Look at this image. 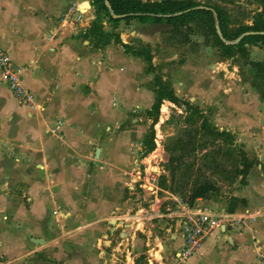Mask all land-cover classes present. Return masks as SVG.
<instances>
[{
  "label": "crops",
  "instance_id": "obj_1",
  "mask_svg": "<svg viewBox=\"0 0 264 264\" xmlns=\"http://www.w3.org/2000/svg\"><path fill=\"white\" fill-rule=\"evenodd\" d=\"M74 1L0 0V49L24 68V85L37 105L21 107L0 83V264H94L92 242L98 245L107 229L114 235L119 228L118 246L135 247L140 255L138 246L152 238L163 244L168 261L183 244L169 215L178 196L159 195L156 172L154 198L144 208L148 194L138 184L150 122L141 113L154 103L153 77L143 59L123 47L139 43L152 55L167 25L107 21L102 30L120 34L123 45H93L85 35L95 13L73 22L66 15ZM240 89L219 95L230 113L220 129L228 126L241 137L236 141L254 164L244 182L235 178L227 191L216 185L196 205L215 213L233 208L250 218L213 233L184 264H261L264 256V103ZM134 205L153 211L154 219L130 217ZM116 213L120 222L110 225ZM140 235L145 238L136 245Z\"/></svg>",
  "mask_w": 264,
  "mask_h": 264
},
{
  "label": "rangeland",
  "instance_id": "obj_2",
  "mask_svg": "<svg viewBox=\"0 0 264 264\" xmlns=\"http://www.w3.org/2000/svg\"><path fill=\"white\" fill-rule=\"evenodd\" d=\"M128 1L144 2L156 0ZM194 1L199 5H208L225 11L224 28L230 38L234 39L235 37L233 41L241 36L236 37V31L239 28H251L264 24L263 7L255 0ZM93 21L100 23L101 28H103V23L109 21V16L106 12L100 11L95 14ZM166 28L168 30H166L167 32H165L163 40L161 39L156 49L152 51L154 52L152 60L156 59L157 62V66L154 67L153 72L159 74L162 81L169 84V91L173 97L172 99H165L162 102L159 108V116L155 122L153 117L148 115L149 111L141 113L142 116L149 117L150 119L147 136L144 140L146 150L144 153L141 152L142 154L139 158V160L145 163L139 167L141 181L138 183L142 185V189L148 194L146 196L147 202H143L142 204L144 208L148 204L150 205L151 202L149 200L152 201L154 198L152 191L155 188L153 186L157 187V181L152 182L148 175L145 177V174L150 171L160 172V184L162 185H159V195L167 194L168 196L169 194L177 195L176 189L178 190L184 184V181L187 179L186 175L192 170L195 177L202 172L221 189L226 191L229 190L226 186L231 184L235 178L241 176V181H243L244 175L241 174L236 177L235 170L237 168V171H243V160L246 161V153L243 151V145L239 141H236L241 140V137L238 138L236 133H233L229 129L226 130L228 126H225L222 130L220 129L223 126L222 124L227 122V116L230 113L227 111V106L223 104V100L219 95H223V90L226 88H242L243 90H240H245L249 97L254 96L262 104L264 103V99L261 98L257 89L252 86L254 69L251 66V63L264 61L263 43L246 41L243 44L248 52L246 58L242 57L239 53H235L234 56H224L220 50L212 46V43H206L203 37L197 33L189 34L190 41H184V37L188 35L185 29H183V34L174 35L169 33V30L172 28L171 26L167 25ZM120 32L124 33L125 30ZM122 38L128 40L126 37ZM85 39L93 45L107 42L105 40L98 42L96 36L88 32L85 35ZM108 40H113L115 43L117 41L120 44L123 43L121 35L118 33L111 35ZM135 47L137 49L144 48L139 43ZM146 48L150 51L149 46H146ZM144 69H147V65H145ZM153 72V75L150 74L152 77L154 76ZM204 124L209 129L228 132L232 141L225 142L224 138L217 141L209 140V136L205 135L206 128H203ZM193 130H199L198 135L196 134L197 146L195 150H192L193 152L186 150L180 153L171 150L173 142L178 138L185 139L186 136L183 135L191 133ZM156 143L159 146H163V149L158 151L161 159L156 156ZM204 145V148L201 147ZM145 167L147 170H145ZM194 170L196 171L194 172ZM138 184L137 191H140ZM169 202V200L166 201V206H172ZM137 209V205H134L131 208L129 216L134 217ZM119 216L117 213L111 214L108 219L110 225H113L117 218H121ZM127 225H130V222ZM138 225L140 228L141 223L139 222ZM120 232L121 228L114 235H110L109 229H107L103 234L109 237L104 235L105 238L103 236L96 238L99 240L98 245L96 241L92 242L91 255L94 264H131L132 262L133 264H146L149 251L156 252V256L160 261L165 262L163 244L158 246L150 238L149 245L141 247V243L138 246L140 247L139 250L144 254L139 255L135 247L129 248L130 252H128L127 249H123L124 246H118V243L121 242L118 238V233ZM142 238H145V236L140 235L137 238L136 245H139L138 241ZM164 242H166L165 239ZM123 244L125 243L123 242Z\"/></svg>",
  "mask_w": 264,
  "mask_h": 264
},
{
  "label": "trees",
  "instance_id": "obj_3",
  "mask_svg": "<svg viewBox=\"0 0 264 264\" xmlns=\"http://www.w3.org/2000/svg\"><path fill=\"white\" fill-rule=\"evenodd\" d=\"M255 1L262 5L264 13V0ZM100 11L106 12L109 16V21L113 23H118L121 21L125 23L131 21L144 22L151 20L155 23H164L171 26L172 28L169 30V33L174 35L183 34V29H185L188 35L184 37V41H190V38L188 37L189 34L197 33L203 37V40L206 43H212V46L220 50L224 56H234L235 53H239L242 57L246 58L248 52L243 46L246 41L261 42L264 44V36L261 35L246 36L238 44H230L235 39V37L234 39L230 38L224 28L225 11L220 8H214L208 5H199L194 0H156L152 2L95 0V14ZM216 24L219 25L222 39L217 34L215 27ZM165 32H163L161 35L162 40L164 34H166ZM245 32H264V24L251 28H239L236 31V37L242 35ZM89 34L95 35L98 39V42L101 40L107 41L103 44L110 42L108 38L113 35L111 33H105L101 28V24L95 21L92 22V25L89 29ZM117 43L120 42L117 41ZM123 47L133 56L143 59L147 65V73L152 74L154 71V67L152 65V55L145 47L143 48L145 51H143V49H134L128 45H123ZM251 66L254 69V79L252 80V86L257 89L261 98L264 99V61L251 63ZM153 83L155 100L151 110L148 112V115L152 116L155 122L159 116V108L162 102L168 98L172 99L173 95L169 91V84L163 82L159 74L154 73ZM203 128H206L205 135H208L210 138L209 140L211 141L221 140V138H224L225 142L232 141L228 132L226 131L209 129L206 127V124L203 125ZM198 132L199 130H193L191 133H185L183 135L186 136L185 139L178 138L171 145V150L178 151L180 153L186 150L193 152L192 150H195L197 146L196 137ZM201 147L204 148L205 145ZM151 148L153 150V146ZM243 161V171H237L236 168V177L241 174L245 176L254 164L253 161H250L247 158L246 161ZM196 170H194V172ZM186 178L187 179L184 181V184L180 186L178 190L176 189V194L189 205H193L197 199L206 198L217 191L216 184L202 172L197 177H195L193 170L189 171V173L186 175ZM160 179L161 177H159L158 180V187L159 185H162L160 184ZM233 211L234 210L232 208L230 213Z\"/></svg>",
  "mask_w": 264,
  "mask_h": 264
},
{
  "label": "built area",
  "instance_id": "obj_4",
  "mask_svg": "<svg viewBox=\"0 0 264 264\" xmlns=\"http://www.w3.org/2000/svg\"><path fill=\"white\" fill-rule=\"evenodd\" d=\"M87 12L95 13V0H75L70 5L66 16L70 20L72 19L73 22H80ZM23 73L24 68L15 64L9 54L0 49V83L7 86L21 107L36 109L35 98L24 85ZM58 130L59 127L56 126L50 131L52 134H56ZM156 145V156L161 159L158 151L162 150L163 146H159L158 143ZM145 170L147 169L145 168ZM146 175L149 176L152 182L158 180V175L154 171L146 173L145 177H147ZM153 188L155 187L153 186ZM174 201L176 204L174 211L170 210L169 215L178 222L180 236L183 241L182 247L165 262L160 261L156 256V252L149 251L146 264H184L200 250L206 239L213 233L221 232L223 228L231 227L234 224L245 225L250 218L246 212H233L230 214L210 212L198 207L196 201L193 205H189L179 196ZM136 212L135 216L132 217L133 219L146 217L151 221L155 217L153 211H145L143 208H139ZM119 222L120 220L117 218L115 223L118 224ZM119 226L122 227L123 223ZM260 263L264 264V256H260Z\"/></svg>",
  "mask_w": 264,
  "mask_h": 264
},
{
  "label": "water",
  "instance_id": "obj_5",
  "mask_svg": "<svg viewBox=\"0 0 264 264\" xmlns=\"http://www.w3.org/2000/svg\"><path fill=\"white\" fill-rule=\"evenodd\" d=\"M215 27H216V31H217L218 36L222 39V34H221V30L219 28V25L216 24ZM252 35L264 36V32H245L240 37H238L235 41L231 42L230 44H238L244 37L252 36ZM99 153H100V149H97L96 152H95V157L96 158H98ZM29 240H30L31 243H33L35 245H42L44 243L43 240L35 239V238H32V237H30Z\"/></svg>",
  "mask_w": 264,
  "mask_h": 264
},
{
  "label": "flooded vegetation",
  "instance_id": "obj_6",
  "mask_svg": "<svg viewBox=\"0 0 264 264\" xmlns=\"http://www.w3.org/2000/svg\"><path fill=\"white\" fill-rule=\"evenodd\" d=\"M225 91H226V89H224V90H223V93H226V92H227V91H226V92H225ZM223 95H224V94H223ZM225 101L227 102V100H226V99H225Z\"/></svg>",
  "mask_w": 264,
  "mask_h": 264
}]
</instances>
